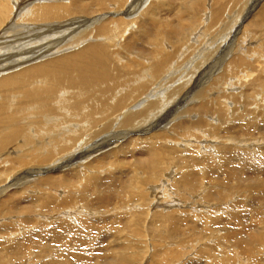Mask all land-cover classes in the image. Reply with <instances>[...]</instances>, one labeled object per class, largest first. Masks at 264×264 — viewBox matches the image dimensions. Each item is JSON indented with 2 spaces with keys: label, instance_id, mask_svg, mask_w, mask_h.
<instances>
[{
  "label": "rangeland",
  "instance_id": "1",
  "mask_svg": "<svg viewBox=\"0 0 264 264\" xmlns=\"http://www.w3.org/2000/svg\"><path fill=\"white\" fill-rule=\"evenodd\" d=\"M154 1L147 0V2L144 1L140 4L142 5L145 3V5L139 8L138 16L136 17L137 21L135 20L134 26L132 28L133 30L130 29L129 31L126 30L124 32L125 34L123 35V39H125L123 40V44L128 41L130 35L135 36L138 25L146 18L145 14L148 13L147 9ZM205 1L174 0L175 3H170L171 11L167 12L166 16L161 15L162 13L160 14L161 16H159V19L161 20L163 17H165L166 19H163H165V21H167L171 27L176 26L180 27L181 29L184 28L183 32H186L187 29L191 31L193 28L200 29L203 27L202 25H204L205 22L204 17L206 21H211L210 15H212L213 11L217 14L215 18L217 20H213L215 21L214 23L217 22V25L209 26L210 29L205 31V34L200 37L201 39L199 38V40L195 43L196 48L208 49V51L204 57V60L193 71L191 80L193 79L192 77H195L194 74H196L197 78L200 75V72L203 71V76L200 77L198 84L199 87L197 88H211L212 90L214 84L217 85V83H219L218 86H224L226 82L223 85L221 80L226 79L227 82L229 80L233 83L235 82L236 86H238V84L240 85L234 89V93L237 94L240 92V90L242 91L243 89L247 88L245 87V84L254 85L255 83H261L264 85L262 60L259 62L256 60L258 53H260V48L261 52L264 53V0H214L213 4L212 0L211 2H208L210 0L207 2ZM215 1H217L218 4L215 3ZM188 2H192V4H189ZM201 2L204 3L201 4L204 5L202 6V9L199 8L201 7ZM88 3H91V6H93L91 10L94 9V6H97L94 4L96 3L95 0L93 2L88 1ZM183 3L186 4V7H184L185 5ZM206 3L208 6H205ZM211 4L212 6H210ZM194 5L198 6V8L196 6L195 8ZM189 6L192 7L191 9L197 10L192 11L189 9ZM205 8L207 9L205 10ZM226 8L229 9L227 13H225L227 11ZM200 10H203L202 14ZM190 11L195 13L193 14ZM196 11H200V13L197 12V14ZM246 11L248 12L247 14ZM196 14L199 17H197ZM203 14L205 16L202 18V21L201 17ZM90 16H92V14ZM167 16H169V18ZM170 16L173 17V20ZM224 16L228 17L225 19ZM191 17L197 20L193 21ZM50 20L44 23L49 24ZM218 22L221 23L218 25ZM33 23L35 22H31L30 24ZM148 25L151 27L150 23ZM170 25L157 23L156 26H154V31L156 34H162L164 37L173 35ZM71 26H76V24L73 23ZM234 26L238 27L235 31L236 33L232 31ZM140 30L142 33V29ZM209 30H211L212 34ZM247 33H249L250 36ZM208 34L210 35V39ZM160 36L161 35L156 36V38H159ZM187 38L192 37H189L188 35ZM203 38L204 40H207V43L203 40ZM246 41H248V44H246ZM186 42H189V39H186L183 46L180 45V48H182V55L184 49L187 46ZM211 43L212 46L217 47H212ZM143 45L147 46L148 43H144ZM228 45L229 47H227ZM234 46L236 47L234 48ZM233 48L238 50L233 51ZM244 50H247L246 53ZM237 51L239 53H237ZM239 54L242 59H244V56L246 57L242 63L237 61ZM247 56H249V58ZM187 61L188 60L184 61L183 63L179 62L181 63L180 65H182L180 68L183 67ZM192 61L193 60H190L191 64ZM225 61L226 64L224 63ZM229 64L244 66L238 71L240 72L239 75L243 73V76L241 75V77L244 79H241L238 75L232 74V67H230L231 65ZM210 66L212 68H209ZM222 71L223 73L226 71L227 76H223ZM181 72H184L183 69L180 70L176 75L180 76ZM249 73L251 76L248 75ZM220 75H222L221 78H219L218 81L214 83L212 81L213 78L219 77ZM257 77L258 79L256 82H254L253 78L255 79ZM177 78L178 77L176 76V80L174 79V82L172 83L176 84L173 87L177 86ZM210 82H213V85ZM163 85L160 87V89L163 88ZM169 86L170 85L167 87ZM155 89L157 90L158 88ZM229 90H232V87ZM131 91L140 92L141 89L130 88L127 86V92ZM247 91L250 93L248 94V92H246L247 98L244 96L239 100L237 98L230 99L231 101L230 104L228 102V106L230 108L229 116L231 118H228L227 121L223 119V117L220 116L218 112H214V110L217 109L216 103L209 105L208 107L210 109L202 108L199 106V104H197V102H189L187 105H183L185 103H182L173 112V115H175L178 112L183 111L185 107L190 108L188 109V113L191 112L197 115L194 118H189L192 121L190 125H195L198 128H201V134L203 135L205 131H207L213 133L217 137V139H214V143L212 142V135L209 137H199L196 145L200 144L202 148L206 146L207 148H211L212 150L214 148V150H216L217 146L219 149V147L226 144V141L221 140L222 137V139H224L230 138V136H232V138L234 137L235 139L230 141V143L234 141V148H231V151H220L219 153L215 152L211 154L212 151L210 153L209 151L207 152L205 150L200 151L201 149H198L199 147L197 148L195 146L187 149L185 146L183 148L186 149L182 148L181 150V148H178L179 150H173L175 151L174 154L170 153L172 152L170 151L171 148L169 147L171 144L167 145L163 142L162 133H166V131L175 132L177 137H182V139L185 141H188V137L186 136L187 131L185 130V124L178 123V119L175 120V118L172 117V119L167 118L166 120H163L165 119L163 115L168 112L166 110H170V108L173 106V104L169 101L162 108L152 113V119L150 120V123L155 122L156 119H159L161 120V122H159V127L154 129L152 128L149 132L139 131L140 133H138V130H140L138 129V123L140 124L146 117L144 112L135 114V116H133V118L130 119L126 124L127 126L119 127L115 129L116 131L114 130L116 133H121L125 130L134 129V133H130L128 136L129 138H127V136L123 137L122 140L126 141L119 144L125 152L124 154L122 152L119 156L117 155V157L120 158L114 157L112 154L102 158V168L100 169V172L108 179V175H110L111 170H108V168L104 165L107 164V166L113 169L117 166V164L110 165V163L108 164L107 161L115 162L116 160H119L122 166L117 167L115 172L113 170L115 178L117 175L119 176L117 179L113 178L115 182L112 180L116 187L110 186L108 184L109 180H106L107 182L105 181L107 186L105 184L103 188L105 193L101 199L96 201H94L95 199L92 200V197L95 195H92L87 188L83 189L82 191H72L69 194V192L65 190L64 186L62 185H59V188H62V190H57V193L60 194L59 196L62 197L61 199L56 194H54L52 187L50 186L47 188L46 186L49 185L46 184H40L39 186L41 187L39 188L38 186H34L32 184L30 185L32 186L31 188L28 187L29 191L25 190L23 193L22 189L30 184L27 183L30 181L29 179L32 180L36 177H27L26 175L25 179L16 181L17 185H14V188L16 187L15 189H10L6 195L3 196L2 194L0 196V264H23L22 260L27 262H24V264H264V91L262 93H258L256 89H248ZM214 93L215 92H212L210 96ZM140 94L136 95L139 96ZM215 98H220V96ZM202 111H205L206 114L204 115ZM209 114L218 115L216 117V121L209 120L206 117ZM201 118H206L210 122H214V124H210L209 122L205 123V121ZM175 121L177 123H175ZM196 123H198V125ZM140 128L142 129L141 126ZM190 134H194V132L191 131ZM148 136H150L149 139L152 141L148 139ZM191 136L195 137V135ZM204 137H206V141H211L203 142ZM245 141L247 143L248 141H253L250 143L252 147L249 148V144L246 145L247 143ZM148 145L151 146V149L149 150L151 154H166V157L167 155L171 154L167 157L168 159L165 160V165H169L168 163L172 164L174 162L172 166L176 167L175 181H169V184L162 185V191L159 192L161 201H166L168 203H179L180 207H182L167 208L168 210H173L174 212L171 211L165 215H170V213L173 212L175 216L174 218L163 215V218L165 219L164 220L163 218H160V216L155 215V208L160 209V207H158L157 198L156 200L153 198V201V199L151 200L150 198H146L142 194V196L145 197L144 199L143 197L141 198L140 195L138 196V193L136 192L138 191L136 186H150L148 182H146L147 180L145 178L149 174L150 161L156 162V160L154 158L149 160L147 153L145 152V150L149 147ZM227 146L228 145H225L222 149H225ZM164 147H167L169 150H163ZM104 152H107V150ZM204 152H206V156ZM201 154L204 156H201ZM217 155L221 156L218 157ZM90 157L92 158L93 156ZM90 157L87 156L85 160L89 159L87 160V162H89L91 160ZM214 157L216 158L214 159ZM96 158L97 157H93L92 159ZM242 158L244 161H242ZM227 161L229 163H227ZM18 165L19 164H14L16 167H18ZM71 166H74L78 170H83L82 166H79L76 162L72 163ZM71 166L67 168L69 169ZM2 167L4 166L2 165L1 168ZM162 169L164 168L160 164L159 169L156 170V172H153V174H155L154 176L158 178V180L161 177L160 173H162ZM1 170L0 173L4 174L0 175V181L2 182L5 175L7 174ZM66 170L63 168H56L52 171L43 173L42 175L58 176L59 174H62L64 176V174H66ZM157 173L159 174V177ZM92 174L99 173L96 171V169H93ZM74 176L77 177V175ZM130 177L134 178L135 183L130 181ZM52 179L54 178H50L49 181L53 182ZM70 179L72 180L73 177L70 176ZM88 179L89 177H85V180H82V182H85ZM36 180H38V178H36ZM105 182L103 181V183ZM4 183L6 182H3L2 184ZM52 185L54 188L58 187L55 182H53ZM120 187L124 188H122L124 192ZM206 187H208L209 190L206 189ZM126 190H129L130 192L128 191L129 193L127 194ZM17 192H20V194ZM47 193H51V200L48 198L50 196ZM119 193L120 195H124L120 196ZM43 196L47 199H44ZM78 198H80V200L76 201ZM142 202L144 203L143 205H146V202L150 203V205L148 203L147 206L149 210L142 208V206L138 209V211L131 210L135 214V216L132 217L129 215L133 214L130 213L131 211L129 214L126 213V211H123L126 209H131L134 205L132 203L141 205ZM87 203H93V205L96 204L95 206L97 208L99 207L97 204L102 206L100 209H97L94 208L93 205H88ZM76 206L77 209L75 212L73 208ZM84 206L88 208V210H86L89 211L88 214L82 212V207ZM66 208H69L70 212H73V217L69 220L67 218L65 220V216H62L64 215V211L61 210ZM79 209H82V211ZM78 213H80V215ZM67 216L71 217V214ZM9 217H11V219H9ZM73 218L75 219L73 220ZM77 218L78 222L76 220ZM62 220H64L63 223ZM86 220L87 222L85 225ZM26 229L28 230L26 231ZM72 243L74 245H72ZM57 249L61 253H58L55 256ZM66 249H71V251L74 252L75 257L71 258L70 260H66L65 258L67 256H64L67 255L64 252ZM59 255H63V258H61L62 256ZM119 258L123 260H120Z\"/></svg>",
  "mask_w": 264,
  "mask_h": 264
},
{
  "label": "bare ground",
  "instance_id": "2",
  "mask_svg": "<svg viewBox=\"0 0 264 264\" xmlns=\"http://www.w3.org/2000/svg\"><path fill=\"white\" fill-rule=\"evenodd\" d=\"M88 1L93 2L94 0H0V165L4 166L2 168L0 166V168L2 169L0 170L7 174L5 175L4 180L2 182L0 181V196L2 194L3 196L6 195L10 191V189H15L16 187L14 188V185H17L16 181L25 179L27 175V177L35 176L36 178H38V180H36V178L32 180L29 179L30 181L27 183L30 184L22 189L23 193L25 190L29 191L28 187L31 188L32 186L30 185L32 184L34 186H38V188L41 187L39 186L40 184H46L49 185L46 187L48 188L51 186L52 191L54 190V194H56L61 199L62 197L59 196L60 194L57 193V190H62V188H59V185H62L64 186L65 190L69 192V194L72 191H82L83 189L87 188L92 195H95L92 197V200L95 199L94 201H96L98 199H101L103 194L105 193L103 188L107 182L106 180H109L110 183L108 182V184L110 186H115V181L113 179L115 178V175L113 174V170L115 172V169L117 167L122 166L119 160H116L115 162L107 161V163H110V165L117 164V166L113 169L107 166V164L104 165L108 168V170H111L110 175H108V179L104 177V175L100 172V169L102 168V158L110 154H112L114 157H117V155L119 156L122 152L124 154L125 152L119 144L126 141L122 140L123 137L127 136V138H129L128 136L130 135V133H134V129L125 130L121 133H116L115 129L127 126L126 124L130 119L133 118V116H135V114L144 112L146 117L140 124L138 123V129H140L138 130V133H140L139 131L149 132L152 128L154 129L156 127H159V122H161V120L159 119H156L155 122L150 123V120L152 119V113L162 108L169 101L173 104V106L170 108V110H166L168 112L163 115V117H165V119L163 120H166L167 118L172 119V117H174L175 120L178 119V123L185 124V130L187 131L186 136L188 137V141H185L184 139H182V137H177L175 135V132L166 131V133H162L163 142L167 145L171 144V146L169 147L171 148L170 151L172 152L170 153L174 154V152L176 151L175 149L181 148L182 150V148L185 146L187 147V149L195 146L197 148L199 147L198 149H201L200 151L205 150L207 152L209 151V153L212 151L211 154L215 152L219 153L220 151H231V148H234V141L232 143H230V141L235 139L234 137L232 138V136H230V138H221V140L226 141L225 145H228L225 149H222L225 145L219 147V149L217 146L216 150H214V148L212 150L211 148H207L206 146L202 148L200 144L196 145L199 137H209L212 135L213 143L214 139H217V137L213 133L207 131H205L203 135L201 134V128H198L195 125H190L192 121L189 118H194L197 116L194 113H188V109L190 108H182L184 110L178 112L175 115H173V112L182 103H185L183 105H187V103L189 102H197L199 106L205 109H210L208 106L216 103L217 109H215L214 112H218L219 115L227 121L228 118H231L229 116L230 108L228 106V102L230 104L231 98H237L239 100L244 96L246 97V92H248V89H256L258 93H262L264 91V85L261 83H255L254 85L245 84L246 86H244L247 87L245 88L246 90H240V92L237 94L234 93V89L240 85L238 84V86H236L235 82L233 83L230 80L227 82L226 79L221 80V83H223V85L226 82L224 86L220 87L218 86L219 83H217V85L214 84L212 90L211 88H197L199 87L198 84L200 77L203 76V71L200 72V75L197 78L196 74H194L195 77H192L193 79L191 80L193 71L204 60V57L208 51V49L196 48L195 43L203 34H205V31L210 29L209 26L217 25V22L214 23L217 20L215 19L217 14L214 13V11V14L212 13V15H210L211 21L207 16L206 17L209 21H206L204 14L202 17L200 16L201 19L204 17L205 22L204 25H202L203 27L199 25L201 27L200 29L196 28V30L195 28H193L191 29V31L187 29L186 32H183L184 28L181 29L180 27L176 26H174L175 28L171 27V25L167 21H165V17H163L165 19H159V16H166L167 12L171 11L170 3L174 2V0H153L154 2L149 6V8L147 7L148 13L145 14L146 18H143L144 20L141 19L142 21L138 25L137 33L135 34V36L129 34L130 37L128 38V41L123 44V40L125 39H123V35L125 34L124 32L126 30L129 31L130 29L133 30L132 28L134 26L136 17L138 16L139 8L145 5V3L142 5L140 4L144 1L147 2V0H111L112 2L110 0H95L96 3L94 4L97 6H94V9L92 10L91 8L93 6H91V3H88ZM213 1L214 0H212V4ZM208 2H211V0ZM188 3L192 4V2ZM215 3H217V1H215ZM201 4L204 3L201 2L200 5ZM212 4L210 6H212ZM184 5V7H186V4ZM195 6L196 5H194V7ZM202 6L204 5H201V7L199 8L202 9ZM205 6H208L207 3ZM189 7V9L192 11L197 10L191 9V6ZM196 7L198 8V6ZM207 8H205V10ZM226 10L227 11L225 13H227L229 9L226 8ZM200 11H196V13H200ZM202 12L203 10L201 11V14ZM183 13L186 14L185 12ZM247 13L248 12L246 11V14ZM91 14L92 16H90ZM225 16L224 18L226 19L228 16ZM167 17L169 18V16ZM191 18L193 21L197 20L195 18L193 19V17ZM171 19L173 20V17H171ZM49 20V24L44 23ZM31 22L35 23L30 24ZM71 23H75L76 26H71ZM149 23L151 24V27L150 25H148ZM157 23L170 25L172 34L177 36L168 35L167 37H164L162 34H156L154 31V26H156ZM220 23L218 22V25ZM235 26L232 29L233 32H235L238 28ZM140 29H142V33ZM209 31L211 33V30ZM159 35L161 36L159 38H156V36ZM188 35L192 38H187ZM186 39H189V42H186L187 46L184 49L182 55V48H180V45L183 46ZM204 41H206L207 43V40ZM247 42L248 41H246V44H248ZM144 43H148V45L144 46ZM227 47H229V45ZM235 47L236 46H234V48ZM235 50L238 49H234L233 51ZM259 50L260 53H258L256 60L258 62L262 60V71H264V53L261 52V48ZM237 53L239 52L237 51ZM247 57L249 58V56ZM245 59V56L244 59H242L239 54L237 61L239 63H242ZM186 60H188L186 64L180 68V66H182L180 64ZM190 60H193L192 64L190 63ZM224 63L226 64V61ZM230 67H232V74L238 75L241 79H244L243 77H241V75L243 76V73L239 75L240 72H238L244 66H236L232 64ZM209 68L212 67L210 66ZM182 69L184 72H181L180 76L176 75ZM222 75L227 76L226 71L224 73L222 71ZM222 75L213 78L212 81L215 83L219 78H221ZM248 75L251 76L250 73ZM176 76L178 77V83L177 86L173 87L174 85H176L172 84ZM257 79L258 77L255 79L253 78V81L256 82ZM162 85L163 88L160 89ZM168 85L170 86L167 87ZM127 86H129L130 88H140L141 91L127 92ZM231 87L232 90H229ZM155 88L158 89L156 90ZM212 92L215 93L210 96ZM134 93L141 94L137 96ZM248 94L250 93L248 92ZM219 96L220 98H215ZM202 112L204 115L206 114L205 111ZM217 116L218 115L209 114L206 117L211 121H216ZM201 119L204 120L205 123L209 122L210 124H214V122H210L206 118ZM177 122L175 121V123ZM196 124L198 125V123ZM140 126L142 127V129L140 128ZM191 131H193L194 134H190ZM191 135H195V137H192ZM149 137L150 136H148V139ZM149 140L152 141L151 139ZM209 141H206V137H204L203 142ZM252 142L253 141H248V143L246 142V145L249 144V148H251L252 146L250 143ZM104 149L107 150V152H104ZM150 149L151 146H149L148 149L145 150L149 160L151 158H154L156 160V162L150 161L149 174L145 178L147 180L146 182H148L150 186H136V188H138V191L136 192L138 193V196L140 195L141 198L143 197L142 194L146 198H150L151 200L153 198H155L156 200L157 198L158 207H160V209L155 208V215L160 216V218H163V215L171 216L174 218V211L168 210L167 208H179L180 204L161 201L159 192L162 191V185L169 184V181H175L176 167L172 166V164H174L173 161L172 164L168 163L169 165H165V160L168 159L167 157L171 154L167 155V157L166 154H151L149 151ZM163 150L169 149L167 147H164ZM204 153L206 156V152ZM202 155L203 154H201V156ZM87 156H93L94 158L97 157L99 160L97 158L92 159L93 157H90L91 160L87 162V160H89H85ZM216 157H214V159ZM242 161H244L243 158ZM75 162L78 163L79 166L81 165L83 170H78L74 166H71V164ZM227 163L229 162L227 161ZM14 164L19 165L18 167H16L14 166ZM160 164L164 169H162V173H160L161 177L158 180V178L154 176L155 174H153V172H156V170L159 169ZM69 166L71 167L68 169L67 167ZM56 168H63L65 170L67 169L65 171L66 174H64V176L62 174H59L58 176L42 175L43 173L52 171ZM93 169H96L99 174H92ZM0 175L4 174L0 173ZM74 175H77V177H75ZM70 176L73 177L72 180L70 179ZM52 177L54 178L52 179V181L55 182L58 187L54 188V186L52 185L53 182L49 181ZM85 177H89V179L85 182H82V180H85ZM118 177L119 176L117 175L115 179H117ZM103 181L106 182L103 183ZM130 181L134 182L135 180L133 177H130ZM3 182L6 183L2 184ZM206 189L209 190L208 187H206ZM128 191L126 190L127 194L130 192ZM17 193L20 194V192ZM44 196L43 198L47 199ZM49 196L50 197L48 198H50L51 200V193L49 194ZM145 197L143 198L145 199ZM79 200L80 198H78L76 201ZM143 202L141 203V205H136V202L132 203L135 206L133 205L131 209H126L123 211H126V213L129 214L131 210L138 211L141 206L142 208H146L147 210H149L147 208L149 202H146V205H143ZM87 204L93 205V203ZM95 205L96 204H94L93 207L97 208ZM97 205L99 206L97 209H100V207L102 206H100L99 204ZM82 208L83 211L82 209L79 210L87 214L89 213V211H86L88 210L87 207L84 206ZM73 209L76 212L77 206ZM61 211H64V215H61L65 216V220L66 218L69 220L73 217V212H70L69 208L62 209ZM171 211L173 212L170 213V215H165ZM130 213L133 212L131 211ZM69 214H71V217L67 216ZM78 214L80 215V213ZM129 215L131 217L135 216L134 213ZM9 219H11V217H9ZM74 219L75 218H73V220ZM76 220L78 222V218ZM63 222L64 220H62V223ZM86 222L87 220L85 221V225ZM27 230L28 229H26V231ZM72 245L74 244L72 243ZM64 252L67 254L64 255L67 256L65 258L66 260H70L71 258L75 257L74 252L71 251V249H66V251ZM58 253L60 254L61 252H59V250L57 249L55 252V256ZM59 256H62L61 258H63V255ZM119 259L123 260L121 258ZM22 261L23 264L24 262H26L24 260Z\"/></svg>",
  "mask_w": 264,
  "mask_h": 264
}]
</instances>
